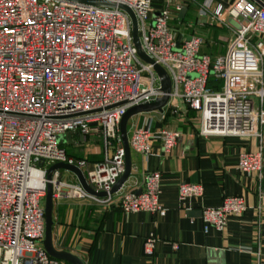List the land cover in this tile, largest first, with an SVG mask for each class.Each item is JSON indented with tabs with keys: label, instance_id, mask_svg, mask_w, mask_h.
<instances>
[{
	"label": "built area",
	"instance_id": "1",
	"mask_svg": "<svg viewBox=\"0 0 264 264\" xmlns=\"http://www.w3.org/2000/svg\"><path fill=\"white\" fill-rule=\"evenodd\" d=\"M88 0H0V264H65L45 250L44 205L47 168L56 162L78 167L86 183L52 174L53 196L116 204L124 213L146 211L164 215L159 203L160 173L144 175L143 188L128 190L117 199L110 193L124 170V148L119 124L129 107L163 95L153 64L139 58L132 40L129 14L115 6ZM122 4L135 16L144 52L167 72L171 80L168 101H181L199 116L202 136H256V151H242L237 168L255 173L259 181L256 209L264 206V6L253 0H233L212 15L242 18L223 55L200 53L202 39L181 42L170 28L169 6L164 0L155 11L150 0H101ZM176 10L180 7L176 6ZM209 2L200 5L206 15ZM221 81L213 90L208 80ZM258 103L255 107V103ZM78 132L83 139L99 135L104 149L100 161L74 158L57 136ZM175 130H151L147 123L134 127L128 143L134 152L148 155L158 139L163 153L177 144ZM110 146L112 147L109 150ZM42 165L39 166V162ZM202 186L181 183L179 199L201 197ZM247 208L241 195L226 196L219 206L202 207L203 231L223 230L228 219ZM153 234L145 237L144 253L152 256ZM177 249L178 244L172 243ZM257 260L259 250L255 251ZM264 264V262H262ZM259 263L258 264H262Z\"/></svg>",
	"mask_w": 264,
	"mask_h": 264
},
{
	"label": "crops",
	"instance_id": "2",
	"mask_svg": "<svg viewBox=\"0 0 264 264\" xmlns=\"http://www.w3.org/2000/svg\"><path fill=\"white\" fill-rule=\"evenodd\" d=\"M150 1L155 11L164 6V0ZM204 1L209 2L206 15L199 13ZM232 1L176 0L171 3L169 25L176 40L181 42L196 35L202 39L200 53L211 58L223 55L234 37V26L244 23V20L231 18L226 13L217 19L212 12L217 4L226 8ZM253 1L258 7L264 6V0ZM176 6L180 9L176 10ZM260 67L264 82V58ZM144 123L151 130L178 131L180 138L168 154L162 152L158 139L151 141L148 155L130 149L129 177L112 196L117 199L125 191H139L143 188L144 175L158 171L159 203L165 209L164 215L146 211L124 213L116 204L100 205L90 200L54 195L53 247L78 256L84 264L264 262V206L260 210L255 208L259 181L255 173L245 174L237 168L240 152L256 151L258 137L202 136L199 134L198 114L179 100L173 103L167 101L161 111L143 112L130 117L127 136L134 127ZM69 133L65 137L71 150L63 147L68 155L85 158L89 162L103 159L104 149L99 135L83 139L78 132ZM262 166L264 173V146ZM59 173L62 180V173ZM70 180L77 182L74 173ZM181 183L200 184L202 196L179 199L178 187ZM237 195L244 197L246 210L240 215L231 216L223 230L210 227L204 232L201 208L219 206L224 197ZM150 234L156 239L152 256L146 255L143 250L144 239ZM172 243H177L178 248L173 249ZM256 250L260 253L258 260Z\"/></svg>",
	"mask_w": 264,
	"mask_h": 264
},
{
	"label": "water",
	"instance_id": "3",
	"mask_svg": "<svg viewBox=\"0 0 264 264\" xmlns=\"http://www.w3.org/2000/svg\"><path fill=\"white\" fill-rule=\"evenodd\" d=\"M85 2L94 4V5H106L110 7L117 6L125 10L129 14L131 21H132V40H133L134 47L136 48L137 55L144 62L153 64L154 71L159 77L161 91L163 92L162 96L158 97L157 99L151 102L141 103V104L129 107L124 113V115L121 117L120 124H119V134H120L122 146L124 148V170L110 190V193H116L118 190L121 189L123 183L129 177L130 169H131L130 147H129L128 136H127V122L130 117L138 113L151 112V111H157V110L161 111L162 107L168 101V94L171 89V80L167 72L163 69V67H161L159 64L154 63V61L142 49L140 41H139V37L137 34V24H136L135 16L128 7L122 4L116 5L113 2H107V1H101V0H88ZM69 134L70 133H68L67 136H69ZM38 164L39 166H41L43 163L42 161H40ZM58 169H66V170L73 172L76 176L78 183L87 192L94 193L99 196H104L106 195V193L105 192L95 193L93 189L86 183L82 171L75 165L67 164L64 162H56V163L51 164L46 170L45 177L47 179V183H46L45 196H44V237L42 240L43 246L45 250L47 251V253L54 258L67 261L71 264H84V262L78 256L71 254L64 250H56L52 245L53 188H52V184L50 180L52 178L53 172ZM139 192L140 190L137 191V193Z\"/></svg>",
	"mask_w": 264,
	"mask_h": 264
},
{
	"label": "rangeland",
	"instance_id": "4",
	"mask_svg": "<svg viewBox=\"0 0 264 264\" xmlns=\"http://www.w3.org/2000/svg\"><path fill=\"white\" fill-rule=\"evenodd\" d=\"M212 80H213V84H214V78L213 77H210ZM217 85L216 87H214V85H210L209 87L213 90H219L221 88V81L219 80L218 82H215ZM57 142L64 148H66L67 150H71V147L67 144V140H66V137H65V134H60L57 136ZM101 144H102V147H103V143L101 141ZM112 147L110 146L109 150H111ZM59 171L62 173L61 175V178L62 180L64 181H71L70 180V176L73 175V173H71L70 171H67V170H64V169H59ZM43 202V200H42ZM43 204V203H42Z\"/></svg>",
	"mask_w": 264,
	"mask_h": 264
},
{
	"label": "trees",
	"instance_id": "5",
	"mask_svg": "<svg viewBox=\"0 0 264 264\" xmlns=\"http://www.w3.org/2000/svg\"><path fill=\"white\" fill-rule=\"evenodd\" d=\"M215 81L216 80L214 79V82ZM211 84L214 85V87H216V85H217L216 83L213 84V80L211 78H209V80H208V86H210Z\"/></svg>",
	"mask_w": 264,
	"mask_h": 264
}]
</instances>
